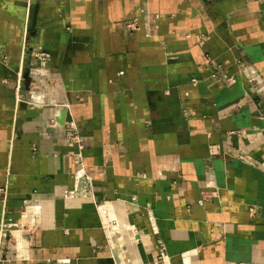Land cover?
Returning <instances> with one entry per match:
<instances>
[{
  "label": "crops",
  "instance_id": "0c3cea01",
  "mask_svg": "<svg viewBox=\"0 0 264 264\" xmlns=\"http://www.w3.org/2000/svg\"><path fill=\"white\" fill-rule=\"evenodd\" d=\"M35 2L0 0V264H264V0Z\"/></svg>",
  "mask_w": 264,
  "mask_h": 264
},
{
  "label": "bare ground",
  "instance_id": "6f19581e",
  "mask_svg": "<svg viewBox=\"0 0 264 264\" xmlns=\"http://www.w3.org/2000/svg\"><path fill=\"white\" fill-rule=\"evenodd\" d=\"M59 116H60V115H59ZM60 117H61V116H60ZM61 119H62L63 122L66 121V119H64V118H62V117H61ZM106 206L110 208V207H111V204H107V205H104V206H102V207H106ZM116 210L118 211L119 214H121V209H119L118 206L116 207ZM118 213H117V214H118ZM101 214H102V212H101ZM117 214H115V212H114L113 210H111V211L109 212V214H106V215H105L106 221H104V223H109V225H110V229L108 230V235L111 233L112 235H115L117 239L121 240L120 237H121L122 235L124 236V234L127 233V234H128V237H129V240L135 244V242H136V238H137V236H136V232H135L136 229H134V226H131V225L129 224V221L127 220L126 216H125L123 213H122V215H117ZM102 217H103V216H102ZM119 218H122L121 221H120ZM113 220H114V221H118V220L120 221V224L117 226V227H120V228L118 229V232L121 233L120 235H118V234L114 231V229L116 228V224H115V225L111 224V222H112ZM113 227H115V228H113ZM122 233H123V234H122ZM15 236H16V234H15ZM118 237H119V238H118ZM123 244H124V243H123Z\"/></svg>",
  "mask_w": 264,
  "mask_h": 264
},
{
  "label": "built area",
  "instance_id": "2783aa9c",
  "mask_svg": "<svg viewBox=\"0 0 264 264\" xmlns=\"http://www.w3.org/2000/svg\"><path fill=\"white\" fill-rule=\"evenodd\" d=\"M206 1H210V0H206ZM54 122L55 123H60L61 125H62V131L63 132H65V133H67V134H70V133H73L74 132V130H75V126H74V124L72 123V122H70V121H65V122H63L62 121V119H61V117L60 116H58V114H57V116L55 117V119H54ZM38 210H39V207H30V208H27L24 212H25V214L27 213V214H37V212H38ZM35 220V219H34ZM114 221V220H113ZM112 221V222H113ZM30 222H32V221H30ZM111 222V223H112ZM115 222V221H114ZM33 223V222H32ZM113 224V223H112ZM113 225H115V224H113ZM107 226V225H106ZM108 228V227H107ZM108 229H110V225H109V228ZM108 231V230H107Z\"/></svg>",
  "mask_w": 264,
  "mask_h": 264
},
{
  "label": "rangeland",
  "instance_id": "374dc122",
  "mask_svg": "<svg viewBox=\"0 0 264 264\" xmlns=\"http://www.w3.org/2000/svg\"><path fill=\"white\" fill-rule=\"evenodd\" d=\"M120 215H122V214H120ZM121 221V220H120ZM120 221L118 220V221H113L112 223L113 224H116V228L115 227H113V228H115L114 229V231L118 234V235H120L121 233L120 232H118V229L120 228V227H117L119 224H120ZM111 223V224H112ZM106 227H108L109 228V223H106ZM123 234V233H122ZM125 236V238H123ZM124 236L122 235L120 238L125 242V244H127V245H132V244H134L133 242H131L130 240H129V237H128V234L127 233H125L124 234ZM119 238V237H118ZM121 240H119L118 239V243L120 242Z\"/></svg>",
  "mask_w": 264,
  "mask_h": 264
},
{
  "label": "water",
  "instance_id": "95a60500",
  "mask_svg": "<svg viewBox=\"0 0 264 264\" xmlns=\"http://www.w3.org/2000/svg\"><path fill=\"white\" fill-rule=\"evenodd\" d=\"M38 9H39V0H36L34 6H33V11H32V25L35 24V21H36V16H37V13H38ZM113 255L115 256V258L118 260V253L117 252H114Z\"/></svg>",
  "mask_w": 264,
  "mask_h": 264
}]
</instances>
